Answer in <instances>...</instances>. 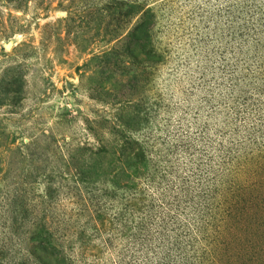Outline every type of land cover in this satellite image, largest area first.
Returning <instances> with one entry per match:
<instances>
[{"label": "rangeland", "instance_id": "obj_1", "mask_svg": "<svg viewBox=\"0 0 264 264\" xmlns=\"http://www.w3.org/2000/svg\"><path fill=\"white\" fill-rule=\"evenodd\" d=\"M0 264H264V0H0Z\"/></svg>", "mask_w": 264, "mask_h": 264}, {"label": "trees", "instance_id": "obj_2", "mask_svg": "<svg viewBox=\"0 0 264 264\" xmlns=\"http://www.w3.org/2000/svg\"><path fill=\"white\" fill-rule=\"evenodd\" d=\"M145 18V17H144Z\"/></svg>", "mask_w": 264, "mask_h": 264}]
</instances>
